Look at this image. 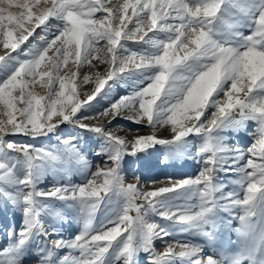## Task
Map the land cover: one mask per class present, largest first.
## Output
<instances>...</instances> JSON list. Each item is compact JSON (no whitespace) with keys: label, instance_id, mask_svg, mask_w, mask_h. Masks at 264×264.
Here are the masks:
<instances>
[{"label":"snow or ice","instance_id":"1","mask_svg":"<svg viewBox=\"0 0 264 264\" xmlns=\"http://www.w3.org/2000/svg\"><path fill=\"white\" fill-rule=\"evenodd\" d=\"M0 52V209L20 217L0 264H264V0H0ZM117 85L131 91L115 97ZM117 119L152 134L117 135ZM17 135L56 143L6 139ZM241 135L246 147L231 142ZM155 145L167 147L161 164L187 157L199 172L126 183V157ZM70 221L78 234L56 238ZM222 229L234 250L218 243Z\"/></svg>","mask_w":264,"mask_h":264},{"label":"rangeland","instance_id":"2","mask_svg":"<svg viewBox=\"0 0 264 264\" xmlns=\"http://www.w3.org/2000/svg\"><path fill=\"white\" fill-rule=\"evenodd\" d=\"M39 31V30H38ZM127 46L130 48H136L137 45L134 44L131 41L126 42ZM2 54V52H0ZM95 63V62H94ZM104 71L105 66L100 65L98 69H90L89 67H85L82 70V73H90L91 71ZM82 78V77H81ZM129 85L131 84V81L127 82ZM93 87V85H84L83 89L90 90ZM36 90L43 94L45 92V89L39 88V86H36ZM129 91H131V88L128 86H120L117 85L116 89L113 93V96L118 97L119 95H125ZM95 103V102H93ZM108 103L107 100L101 101L100 104L97 105L98 109H102L104 106H106ZM89 115H94V112L88 113ZM91 123H96L97 121H90ZM101 122H103V118H101ZM251 126L254 128L255 125L253 122H250ZM111 128L116 131L117 135L125 136L127 135L129 139L132 138V136L136 135V129L139 128L140 132L138 134L140 135H149L152 134V129L146 125H138L135 124L129 120L126 119H117L113 122L111 125ZM131 129L132 131H129ZM71 131L70 125H61L60 130L58 131V135L61 136H67V134ZM157 137L162 139H170L171 133L166 128L158 129L156 132ZM90 137L89 143L92 145V147H98L94 143L95 137H91V134H88ZM6 139L15 140L19 143H32L37 146H49L51 144H55L56 140L54 136L50 137H41L35 140H32L29 137L23 136V135H17V136H9L6 137ZM189 144L192 148V151H195L196 146L199 144V138L195 136H190L189 138ZM232 143L239 144L241 147H246L251 142V137L248 135H241L239 138L233 136ZM89 155L90 161L95 166L96 164H99L101 162L100 157H95L91 154ZM167 155V147L164 145H155L153 148L148 149L145 153L138 154L137 157H126L125 164L123 166L124 168V175H125V182L131 183L135 182L134 177H139L142 184H148L152 180H158V181H166V178L171 176L174 179H182L185 177H195V175L199 172L201 165L198 164L195 160L190 158H182L180 160L175 161H169L168 165L165 166L160 163L161 160H163L164 156ZM218 176L221 180H226L227 177L224 173H218ZM58 179V178H56ZM68 179L71 180L72 183H83L84 177L80 173H74L72 174ZM56 182L55 179L52 177H49L45 183L41 184V187L50 188L52 184ZM67 182V179L65 180ZM157 186H160L159 184ZM228 190H236L239 191V188L235 185H229L228 188L225 189ZM236 212L234 211L233 215H235ZM134 215V213H133ZM98 217L100 219L103 218L102 214H98ZM20 221L19 214H16L15 216L12 215L11 210L5 212L3 209H0V245L5 244L6 241V230L7 227L12 226L13 224H18ZM239 221L233 220L232 227H238ZM58 230V235L56 238H59L62 236L65 239H69L73 237L75 234H78L79 232V224H77L75 221L65 222L63 224H57L56 225ZM189 239H199L188 236L186 233H177L174 237V240L179 241H186ZM237 240L236 233L230 229H222L221 230V236L218 241V243L229 250H234L236 245L235 241ZM156 248L157 251L162 252L164 250V243L162 241H156ZM67 250H61L59 252V255H64ZM213 252V249L211 247L205 246V251L202 253V255H208ZM140 264H146V258L144 254H141L139 257ZM38 257L33 254L26 258L25 264H37Z\"/></svg>","mask_w":264,"mask_h":264}]
</instances>
